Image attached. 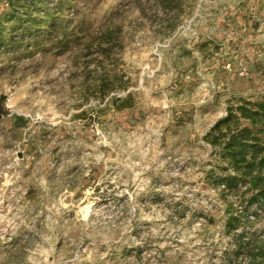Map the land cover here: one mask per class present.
<instances>
[{
    "label": "rangeland",
    "instance_id": "obj_1",
    "mask_svg": "<svg viewBox=\"0 0 264 264\" xmlns=\"http://www.w3.org/2000/svg\"><path fill=\"white\" fill-rule=\"evenodd\" d=\"M117 24L110 58L0 57V264H249L264 210L215 185L206 136L264 102V0H140Z\"/></svg>",
    "mask_w": 264,
    "mask_h": 264
},
{
    "label": "trees",
    "instance_id": "obj_2",
    "mask_svg": "<svg viewBox=\"0 0 264 264\" xmlns=\"http://www.w3.org/2000/svg\"><path fill=\"white\" fill-rule=\"evenodd\" d=\"M137 4L140 0H0V57L20 50L27 56L62 54L91 38L90 56L110 58L120 47L123 30L117 22ZM100 83L95 93L107 96L114 83L103 78ZM5 101L6 97L0 95V119L8 114ZM245 121L248 125H244ZM206 141L218 158L216 170L221 175L210 176L215 185L240 193V204H258L264 210V102L236 98ZM228 214L226 229H237L239 218ZM238 238L235 253L244 252L249 264H264V244L256 248L253 239L244 241L241 234Z\"/></svg>",
    "mask_w": 264,
    "mask_h": 264
}]
</instances>
